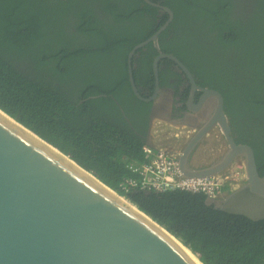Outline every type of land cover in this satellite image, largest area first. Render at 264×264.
<instances>
[{
  "label": "trees",
  "instance_id": "obj_1",
  "mask_svg": "<svg viewBox=\"0 0 264 264\" xmlns=\"http://www.w3.org/2000/svg\"><path fill=\"white\" fill-rule=\"evenodd\" d=\"M154 1L175 15L158 37L161 51L183 62L199 86L222 94L232 137L252 147L263 177L264 0ZM167 19L144 0H0V108L119 191L132 176L128 164L153 146L152 103L132 90L128 54ZM137 54L136 86L149 98L158 52L150 43ZM172 67L161 60L160 86L173 79L180 93L188 81ZM125 197L202 264H264V219L221 211L201 193Z\"/></svg>",
  "mask_w": 264,
  "mask_h": 264
},
{
  "label": "water",
  "instance_id": "obj_2",
  "mask_svg": "<svg viewBox=\"0 0 264 264\" xmlns=\"http://www.w3.org/2000/svg\"><path fill=\"white\" fill-rule=\"evenodd\" d=\"M144 1L168 19L128 54L134 94L146 103L156 99L160 62L172 61L189 81L187 107L193 110L197 92H201L197 107L213 102L208 119L179 156L184 176L222 174L241 160L247 173L245 183L223 198H208L207 203L221 211L263 220L264 176L258 172L254 150L232 137L222 94L199 86L183 62L161 51L158 37L173 22L174 12L161 1ZM150 43L158 52L153 60L156 93L146 98L136 86L133 59ZM215 126L227 149L208 166H192V151ZM183 248L187 247L149 214L0 108V264H196Z\"/></svg>",
  "mask_w": 264,
  "mask_h": 264
},
{
  "label": "built area",
  "instance_id": "obj_3",
  "mask_svg": "<svg viewBox=\"0 0 264 264\" xmlns=\"http://www.w3.org/2000/svg\"><path fill=\"white\" fill-rule=\"evenodd\" d=\"M179 156L178 151L169 148L145 146L143 161L128 164L132 176L120 183L117 192L126 198V194L133 192L163 194L186 191L204 194L207 199H217L226 186L236 189L246 181L247 173L242 161H236L222 174L187 178L180 168Z\"/></svg>",
  "mask_w": 264,
  "mask_h": 264
},
{
  "label": "flooded vegetation",
  "instance_id": "obj_4",
  "mask_svg": "<svg viewBox=\"0 0 264 264\" xmlns=\"http://www.w3.org/2000/svg\"><path fill=\"white\" fill-rule=\"evenodd\" d=\"M162 14L165 13L162 12ZM138 57L139 55L137 56V58ZM162 68L164 69L165 67ZM172 68H174V70L181 73L176 68L175 64L174 67ZM184 77L186 76L183 74V78ZM169 82L171 84L169 86H163V87L160 86L159 92L157 94V98L151 102L152 106L150 108V115H149L148 140L150 142L155 141V135L153 134L154 131L153 129L155 125L153 124V120L155 118H159L161 119L162 123L166 124L168 127L174 128V133L172 132L168 134V132H166L164 134V137L167 140V142H169L173 147L169 149L176 151L174 147L179 148L180 151L178 152L180 155L184 147L187 145L188 141L194 135V133L199 128H201L205 123V121L208 119L209 115L212 112L213 102L211 100H208L204 106L197 107V104L200 102V96H201V92H197L194 99V106L192 108L193 110H191L187 107V103L190 96V90L186 100L182 101V91L189 85V81L187 82L188 84L185 83L184 86L181 85L180 93L179 92L177 93L174 89V80L170 79ZM155 93L156 90L154 87V91L150 97H152ZM216 127L217 126L213 127L204 137V139L201 142H199L198 145L195 147V149L192 151L190 155V163L192 166L196 168H202L216 162L222 156L223 153L222 154L219 153V149H220L219 144H213L209 149L206 147L207 145L206 138L208 136H211L214 139H218V135L215 134ZM187 129H190L193 132L190 133L189 132L190 130ZM208 157L212 159V161L209 164L206 162V159ZM233 190L235 189L234 188L231 189L230 186H226L222 193H224V195L226 196Z\"/></svg>",
  "mask_w": 264,
  "mask_h": 264
},
{
  "label": "rangeland",
  "instance_id": "obj_5",
  "mask_svg": "<svg viewBox=\"0 0 264 264\" xmlns=\"http://www.w3.org/2000/svg\"><path fill=\"white\" fill-rule=\"evenodd\" d=\"M153 124L155 125L154 127V131L153 134L155 135V142L158 144L156 147H164V148H173L172 145L167 142V140L164 137V134L166 132L169 133H174V128L168 127L166 124L162 123L161 119L159 118H155L153 120ZM192 129V128H190ZM187 129V130H190ZM190 133H192L193 131L190 130ZM188 133V132H186ZM215 134L218 135V139H214L211 136H208L206 139V147L209 149L213 144H219L220 145V149H219V153L222 154L224 153V151L227 149V144L225 142L224 137L222 136V133L219 129V127L215 128ZM171 135V134H170ZM176 151H180L179 148H175ZM212 161V159H210L209 157L206 159V162L209 164ZM207 164V165H208Z\"/></svg>",
  "mask_w": 264,
  "mask_h": 264
},
{
  "label": "bare ground",
  "instance_id": "obj_6",
  "mask_svg": "<svg viewBox=\"0 0 264 264\" xmlns=\"http://www.w3.org/2000/svg\"><path fill=\"white\" fill-rule=\"evenodd\" d=\"M112 193L116 195L115 192H112ZM183 249H184L185 255L188 256L193 262H195L196 264H202L199 261V259L188 248H183Z\"/></svg>",
  "mask_w": 264,
  "mask_h": 264
},
{
  "label": "crops",
  "instance_id": "obj_7",
  "mask_svg": "<svg viewBox=\"0 0 264 264\" xmlns=\"http://www.w3.org/2000/svg\"><path fill=\"white\" fill-rule=\"evenodd\" d=\"M150 144L153 145V146H157L158 145L155 141L151 142ZM224 196H225L224 193H222L221 196L218 199L223 198Z\"/></svg>",
  "mask_w": 264,
  "mask_h": 264
}]
</instances>
